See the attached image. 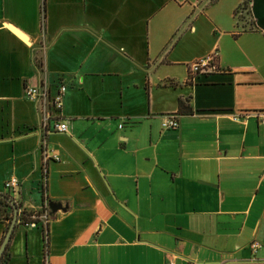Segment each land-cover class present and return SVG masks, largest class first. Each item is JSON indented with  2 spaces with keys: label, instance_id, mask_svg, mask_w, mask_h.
I'll list each match as a JSON object with an SVG mask.
<instances>
[{
  "label": "crops",
  "instance_id": "0c3cea01",
  "mask_svg": "<svg viewBox=\"0 0 264 264\" xmlns=\"http://www.w3.org/2000/svg\"><path fill=\"white\" fill-rule=\"evenodd\" d=\"M199 1L0 0V193L39 215L7 264H264V0Z\"/></svg>",
  "mask_w": 264,
  "mask_h": 264
},
{
  "label": "built area",
  "instance_id": "2783aa9c",
  "mask_svg": "<svg viewBox=\"0 0 264 264\" xmlns=\"http://www.w3.org/2000/svg\"><path fill=\"white\" fill-rule=\"evenodd\" d=\"M213 0H201L199 1V7L200 9H203L206 4L211 2ZM221 67L218 64V56L215 52H212L204 57L198 58L194 61H192L189 64V70L190 74L195 76L202 73H207L211 71L220 70ZM66 86L64 84H61L58 91L55 93L54 96H50L49 88L47 85H41V86H27L25 89V93L28 97L33 98L36 101L37 104V111L41 114V132L43 134L48 133V126L51 123L50 118L51 114L49 112V107L51 105L55 106L56 108H61L63 105V94L65 91ZM249 115H255L261 118L262 121H264V110H254L244 113H235L233 115L234 119L237 120H243ZM162 118V126L165 128H176L180 124L179 117L176 113H165L161 115ZM55 128L65 131L67 130V124L63 121H56L55 122ZM46 136V135H45ZM44 143H46V138L43 140ZM18 184V178L17 177H10L6 181V186L9 188L15 187ZM37 217L39 215H36ZM35 216V217H36ZM30 225H36L37 221H33L30 223H26ZM262 246L260 240L254 239L250 242V247L253 252H257L258 249ZM166 264H174L173 259H168ZM190 264H196L195 262H190Z\"/></svg>",
  "mask_w": 264,
  "mask_h": 264
},
{
  "label": "trees",
  "instance_id": "16d2710c",
  "mask_svg": "<svg viewBox=\"0 0 264 264\" xmlns=\"http://www.w3.org/2000/svg\"><path fill=\"white\" fill-rule=\"evenodd\" d=\"M248 2L249 0H242L235 10V15L239 22L242 21L247 15ZM187 101L188 99L179 98V102H178L179 112H188L191 110ZM13 215H14V206L10 202V195L8 193H0V220H7L8 224H10ZM36 215H38V213L24 210L19 214L18 218L21 221H23V223H30L38 220V217ZM4 237L5 236H3L1 244L4 240ZM8 250H9V246H7L4 252L2 253L0 257V264H7L8 260L10 259L11 254L9 253Z\"/></svg>",
  "mask_w": 264,
  "mask_h": 264
},
{
  "label": "water",
  "instance_id": "95a60500",
  "mask_svg": "<svg viewBox=\"0 0 264 264\" xmlns=\"http://www.w3.org/2000/svg\"><path fill=\"white\" fill-rule=\"evenodd\" d=\"M10 202L13 204L14 206V215H13V218H12V221H11V224L5 234V237H4V240L0 246V257L2 255V253L4 252V250L6 249L8 243L11 241V238L13 236V232H14V229H15V226H16V222H17V219H18V206L15 202L14 199L10 198ZM51 207L53 209H57L59 207H62V203L61 202H55V201H52L51 202Z\"/></svg>",
  "mask_w": 264,
  "mask_h": 264
}]
</instances>
